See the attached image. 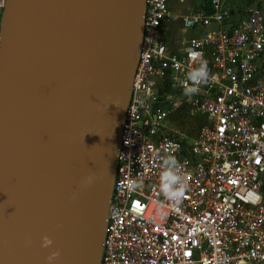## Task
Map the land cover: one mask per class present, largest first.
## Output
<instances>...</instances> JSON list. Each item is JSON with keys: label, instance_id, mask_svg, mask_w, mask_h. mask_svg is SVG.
I'll use <instances>...</instances> for the list:
<instances>
[{"label": "built area", "instance_id": "built-area-1", "mask_svg": "<svg viewBox=\"0 0 264 264\" xmlns=\"http://www.w3.org/2000/svg\"><path fill=\"white\" fill-rule=\"evenodd\" d=\"M228 1L176 17L169 0H144L99 264H264V7L236 13ZM168 21L187 35L181 51ZM203 61L209 78L186 95ZM179 105L204 119L192 139L169 122ZM166 155L186 178L179 204L159 192Z\"/></svg>", "mask_w": 264, "mask_h": 264}, {"label": "water", "instance_id": "water-1", "mask_svg": "<svg viewBox=\"0 0 264 264\" xmlns=\"http://www.w3.org/2000/svg\"><path fill=\"white\" fill-rule=\"evenodd\" d=\"M143 9L144 0H6L0 264H48L55 251L52 264H99Z\"/></svg>", "mask_w": 264, "mask_h": 264}, {"label": "clouds", "instance_id": "clouds-1", "mask_svg": "<svg viewBox=\"0 0 264 264\" xmlns=\"http://www.w3.org/2000/svg\"><path fill=\"white\" fill-rule=\"evenodd\" d=\"M209 78V69L207 62L203 61L198 68L189 72L186 76V81L191 82V86L186 87L185 94H195L199 91V85L206 83ZM161 172L159 176V192L166 200L179 204L184 198L185 190L187 187L186 178L180 174L182 165L174 155H166L161 158ZM92 183V177H88L84 181V186H89ZM128 186L130 189L135 190L142 186V183L137 180H129ZM52 241L47 237L42 238L41 247L48 248ZM58 251L51 252L46 260L48 264L59 257Z\"/></svg>", "mask_w": 264, "mask_h": 264}, {"label": "crops", "instance_id": "crops-1", "mask_svg": "<svg viewBox=\"0 0 264 264\" xmlns=\"http://www.w3.org/2000/svg\"><path fill=\"white\" fill-rule=\"evenodd\" d=\"M210 1L211 0H169L168 8H169V12L172 16L184 17L192 11L200 10V9H205V10L208 9ZM229 1L231 2L233 0H229ZM229 1H228V3H229ZM249 5H259V6L264 7L263 4H257V3L256 4H249ZM249 5H245L242 7H240V6L239 7H233V8H232V6H230V7L232 8V10H234V12L238 13V12H242L244 10V8L246 6H249ZM180 29H181V27L177 23H173L171 21L164 23L166 40L169 42L170 47H172L173 50H175V51H181L183 45L185 44V40H187V35H185L184 37L183 36H180V37L177 36ZM178 37L180 39H178ZM263 62H264V56H263ZM183 108L189 109V105H184ZM177 109H179V108H177ZM175 116H176V114H175ZM192 117H194L196 119L202 118V117H197V116H192ZM169 121H170V124L173 126L174 124L170 120V117H169Z\"/></svg>", "mask_w": 264, "mask_h": 264}, {"label": "rangeland", "instance_id": "rangeland-1", "mask_svg": "<svg viewBox=\"0 0 264 264\" xmlns=\"http://www.w3.org/2000/svg\"><path fill=\"white\" fill-rule=\"evenodd\" d=\"M263 4L264 0H233L229 1V5L233 7H242L249 4ZM182 106H179L175 114L170 116V120L173 122V129L177 133H181L188 137V139H192L196 136L197 129L199 124L203 121L202 118L196 119L192 117L188 109H184ZM170 122V121H169Z\"/></svg>", "mask_w": 264, "mask_h": 264}]
</instances>
